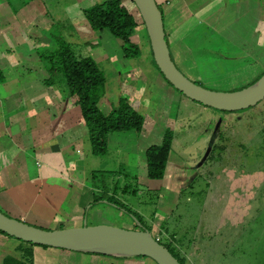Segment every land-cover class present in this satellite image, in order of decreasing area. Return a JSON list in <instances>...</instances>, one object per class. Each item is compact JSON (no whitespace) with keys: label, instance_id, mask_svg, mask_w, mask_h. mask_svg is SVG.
Here are the masks:
<instances>
[{"label":"crops","instance_id":"crops-1","mask_svg":"<svg viewBox=\"0 0 264 264\" xmlns=\"http://www.w3.org/2000/svg\"><path fill=\"white\" fill-rule=\"evenodd\" d=\"M103 1L56 0L57 5L53 6L52 0H0V206L17 212L21 220L46 229L64 228V223L65 228L83 226L86 218L88 224L89 214L96 213V204L114 205L107 200L109 196L123 199L117 192L107 197L97 195L100 188L95 178L100 173L101 162L104 164L101 171L124 179L120 194L129 192L131 184L133 194L143 195V185H146L150 194L157 197L159 217L174 212L187 190L179 187L181 182L175 183V176L176 170L184 167L182 163L190 160L181 159L173 147L164 178L150 179L147 175V149L161 144L166 132L156 127L164 115L160 87H165L163 92L167 98L176 94L156 68L153 56L150 60L149 44L144 53L141 50L139 56L127 58L123 42L109 28L92 29L85 9ZM122 1L134 10L131 0ZM157 2L162 6L174 61L187 63L195 71L192 48L185 40L203 28V34L198 33V37H203L201 41L212 34L234 47L230 51L214 50L208 56L214 59L209 61L212 72L220 73L211 79L213 82L230 79L229 73L239 68V74L248 71L246 81L260 71L264 73V0ZM56 25L61 28L58 36L78 45L79 54L93 56L106 69L111 66L112 80L119 78V90H112L107 82L100 102L105 113L122 98H127L142 114L146 111L141 130L109 134L104 155L92 152L81 107L69 95L67 85L62 81L54 85L47 83L49 71L42 54L56 46L58 38L53 33ZM140 28L143 27L138 23L137 29ZM131 39L141 49L148 43L146 37L136 32ZM157 85L159 88L153 93L152 87ZM147 88H151L150 94L145 92ZM167 115L171 117L168 125L175 126L173 117ZM110 164L117 166L118 172ZM143 177L147 179L145 184ZM171 185H177L179 192ZM21 245L0 231V264L12 255L11 251L18 252ZM32 248L33 264H114L109 257L118 258L60 248H56L58 253H52L50 250L55 247H44L43 251ZM38 254H42L40 259ZM125 262L148 264L143 257L127 258Z\"/></svg>","mask_w":264,"mask_h":264},{"label":"rangeland","instance_id":"rangeland-1","mask_svg":"<svg viewBox=\"0 0 264 264\" xmlns=\"http://www.w3.org/2000/svg\"><path fill=\"white\" fill-rule=\"evenodd\" d=\"M131 3L135 6L134 10L130 8L132 13L140 26L143 27L142 29L136 28L135 32L146 37L147 40V29L146 26L144 27L143 19L136 5ZM52 4L56 6V0H52ZM201 31L204 29L194 32L192 38L185 40V43L192 48L195 71L192 70V66L189 68L187 63L175 61L189 78L200 82L209 89L236 91L245 88L255 76L258 77L257 80L262 77L264 73L262 74L260 71L250 81H246L248 71L239 74L238 70H241L239 68L237 71L229 73L230 79L218 83L213 82L220 76V73L212 72L209 61L213 62L214 59L208 56L214 50L230 51L234 47L212 34L209 39L201 41L203 37H198V33H202ZM53 33L56 36L60 35L61 28L56 25ZM147 44L142 45V53L145 52V49H149ZM72 47L79 53L78 45L74 44ZM257 53L260 54L261 50H257ZM149 57L152 60L151 54ZM106 72L112 90H119V78L112 80L114 71L111 66L106 69ZM64 79L62 82L66 84V79ZM138 82L137 80L135 84ZM127 83L133 84L130 81ZM158 88V85L152 87V92L154 93ZM164 89L165 87H160V92L163 94L159 96L163 101L162 114L164 115L156 127L158 130H167L169 126L167 122L171 118L167 114L169 113L173 117L175 126H169L175 132L173 148L180 154L181 159L190 160L183 162L184 167L176 170L175 183L181 182L179 187L182 186L187 190L181 195L174 212L159 217L157 215L158 207H156L157 197L150 194L146 185H143V195L133 194L130 191L133 189L131 184L129 192L120 194L121 187L124 186V179L116 178L113 173L101 171L104 165L101 162L102 165H98L101 168L100 173H97L95 178V184L100 188L97 195L107 197L117 192L133 213L120 211L115 204H96L94 210L96 213L93 214L96 218L92 219L91 212L88 224L113 225L132 230L147 228L155 237L163 238L162 242L168 245L164 234L170 237L172 233L167 232L169 235L165 233L167 228L165 223L169 221L173 227L177 226L170 229L176 232L177 241L175 242L188 257L183 260L180 255L184 264H264V149H262L264 147V99L256 106L238 111H225L203 105L174 88L172 89L176 95L167 98L164 95ZM145 92L150 94L151 88H147ZM143 109L146 110L145 107ZM145 113L146 111H143V115ZM215 144L227 148L225 150L226 160L223 164L213 165L221 151L216 150L212 157L214 153L212 149ZM110 166L118 172L117 166L112 164ZM124 172L123 170L122 173L124 174ZM146 182V177H143V184ZM189 185L191 186L188 187ZM173 187L179 192L177 185ZM252 195H254L251 198L252 203H248L249 196ZM237 204L238 206L235 207ZM1 206L0 209L7 215L21 218L16 215L17 212L12 213ZM237 208L239 209L237 210ZM246 209L249 210L248 214L245 212ZM139 210L142 215L139 214ZM85 223L87 224V218ZM65 224H63L64 228ZM8 237L21 242L17 238ZM192 239H195L196 242H192ZM34 247L40 251L44 249L42 245L35 244ZM50 251L58 253L56 248H52ZM11 252L16 256L20 253L16 250ZM41 257L42 254H38V258ZM136 257L139 256L109 257V259L114 264H126L127 258ZM144 259L148 261V264H157L152 258L145 257Z\"/></svg>","mask_w":264,"mask_h":264},{"label":"trees","instance_id":"trees-1","mask_svg":"<svg viewBox=\"0 0 264 264\" xmlns=\"http://www.w3.org/2000/svg\"><path fill=\"white\" fill-rule=\"evenodd\" d=\"M85 15L92 29L102 30L109 28L112 34L123 42L122 49L127 58L136 57L141 54L140 46L131 39V36L135 33L138 26L137 19L131 9L126 6L122 0H105L94 4L85 9ZM146 35L150 46L149 50L153 56L147 30ZM56 38H58L56 41L57 46L53 50L45 51L42 54L43 60L49 71L47 83L49 85H54L61 82L63 78L66 79L64 80L66 81L69 95L74 99L75 104L81 107L85 124L88 129L91 150L94 154L104 155L108 150V138L111 132L127 130L139 131L144 125L145 116L137 110L127 98H122L109 113H105L100 107V102L105 95L108 82L105 66L101 65L91 55L77 53L72 47L73 44L64 37L56 36ZM153 61L156 68L160 71L154 58ZM168 83L172 85L169 81ZM197 83L201 84L200 82ZM174 137V129L169 127L164 134L162 143L151 145L147 149V175L150 179L164 178L169 156L173 147ZM226 149V146L223 147L217 144L213 146L212 151L214 150V153L212 157H214L216 150H218V152L221 150L213 165L225 163ZM262 149H264V147ZM253 197L254 195L249 196L248 203L252 201L251 198ZM107 200L112 204L129 211V213H133L131 212V208L122 200L112 196L108 197ZM232 204L234 205V203ZM237 206L238 204L235 207ZM238 209L239 208H237V210ZM245 212L247 213L249 210L246 209ZM165 225L167 227L165 233L172 232L170 237L167 235L165 236L164 234V237H166L164 239L169 246L162 242L163 238L159 236L156 237L159 238L161 243L169 248L182 264H184L180 255L183 260H186L188 257L186 256V253L182 252L179 244L175 242L177 241L176 232L170 229L171 227L175 228L177 226L174 225L173 227V224L169 223V221H166ZM1 232L4 233L3 231ZM4 234L8 235L7 233ZM21 242L23 243L18 250L21 253V256L16 257L14 255H9L6 257L4 264H33L34 252L32 247L35 244L22 240ZM179 242L181 241L179 240ZM192 242L195 243L196 240L192 239ZM42 246L49 247L46 245ZM61 250L71 251L67 249ZM139 257L145 258V256Z\"/></svg>","mask_w":264,"mask_h":264},{"label":"water","instance_id":"water-1","mask_svg":"<svg viewBox=\"0 0 264 264\" xmlns=\"http://www.w3.org/2000/svg\"><path fill=\"white\" fill-rule=\"evenodd\" d=\"M146 26L153 58L164 77L185 96L216 109L238 111L264 99V74L253 84L236 91L209 89L189 78L177 66L166 38L163 12L157 0H131ZM0 230L19 240L71 251L115 257L145 256L158 264H182L147 229H125L113 225H88L46 229L7 215L0 209Z\"/></svg>","mask_w":264,"mask_h":264}]
</instances>
